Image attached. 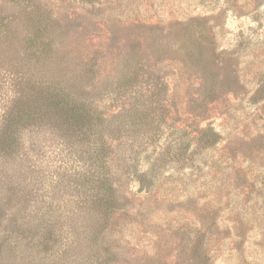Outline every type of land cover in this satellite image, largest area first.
Masks as SVG:
<instances>
[{"label":"rangeland","instance_id":"374dc122","mask_svg":"<svg viewBox=\"0 0 264 264\" xmlns=\"http://www.w3.org/2000/svg\"><path fill=\"white\" fill-rule=\"evenodd\" d=\"M55 75L112 124L38 119ZM14 106L0 264H264V0H0V127Z\"/></svg>","mask_w":264,"mask_h":264},{"label":"trees","instance_id":"16d2710c","mask_svg":"<svg viewBox=\"0 0 264 264\" xmlns=\"http://www.w3.org/2000/svg\"><path fill=\"white\" fill-rule=\"evenodd\" d=\"M32 14V13H31ZM43 89H40L38 93V101H40L41 107L38 112V119H42L44 122L49 121L50 119L54 120L55 123H60L64 126L70 128L82 129L86 125L91 127L96 120L101 121L102 123H108L107 125H111L105 113L99 110V107L95 103H90L87 98H81L78 95H74L71 93L70 89L63 85V82L60 81L57 75L43 79ZM18 111L17 106H14L9 112H7L6 118L3 119L2 126L0 127V142L4 143L7 140L18 142V139L10 134L11 129L16 125H18L17 121L14 120V116H16V112ZM32 115L34 114L31 112ZM28 114V118L32 115ZM49 119V120H48ZM208 135H204L203 140L208 139L207 146L204 149H213L220 143L219 134L213 130H207ZM207 138V139H206ZM200 139V140H201ZM106 152V160L105 164L107 167H110V147L111 144L109 141L105 142ZM187 150V149H186ZM187 154V151H185ZM193 161L194 159H190ZM143 177L145 180H154L155 176H151L150 172L143 173ZM142 180V179H141ZM142 182V181H141ZM104 183H107L106 189L102 192L99 200L100 205L98 207L107 215L113 214L118 210L117 204L119 203L118 196L116 194L115 184L111 180L110 173L106 175L104 178ZM95 201V203L97 202ZM212 225H219L220 219H212ZM204 223V221H203ZM235 228L236 222H231ZM204 224H202V228ZM236 229V228H235ZM208 242V241H207ZM202 244L204 245V250L206 249L205 240H202ZM205 264H215L212 257L208 254L204 255Z\"/></svg>","mask_w":264,"mask_h":264}]
</instances>
